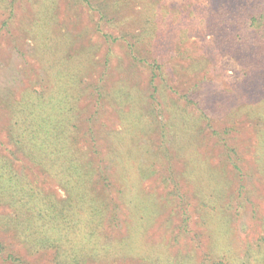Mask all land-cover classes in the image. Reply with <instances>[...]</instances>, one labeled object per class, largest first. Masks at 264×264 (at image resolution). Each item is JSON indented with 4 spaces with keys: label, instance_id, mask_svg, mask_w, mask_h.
Masks as SVG:
<instances>
[{
    "label": "trees",
    "instance_id": "1",
    "mask_svg": "<svg viewBox=\"0 0 264 264\" xmlns=\"http://www.w3.org/2000/svg\"><path fill=\"white\" fill-rule=\"evenodd\" d=\"M12 26L44 75L0 96V264H238L226 234L243 201L264 208L260 179L232 188L264 177V0H0ZM223 55L241 79L202 106ZM249 250L240 264H264Z\"/></svg>",
    "mask_w": 264,
    "mask_h": 264
},
{
    "label": "rangeland",
    "instance_id": "2",
    "mask_svg": "<svg viewBox=\"0 0 264 264\" xmlns=\"http://www.w3.org/2000/svg\"><path fill=\"white\" fill-rule=\"evenodd\" d=\"M162 1L166 3H174V0ZM176 1L180 3L187 0ZM61 5L63 6L64 3H61ZM66 10L67 8H65V11ZM128 10L129 9H127V11ZM18 16L20 17V14ZM207 43L210 44L208 38L193 37L189 41L188 45L192 52L200 53L203 52V48L207 45ZM211 59L212 60L208 62L207 66V78L203 82L199 91H197V93L199 94L201 105L207 107H210V104L214 101L217 89H224L228 86H235L241 79V74L239 72L240 66L236 60H231L224 55ZM35 61V57L33 56V42L29 36L24 34L23 31L19 30L18 26H12V28L10 29L1 28L0 96H4L8 93L9 90L21 86L27 80L28 76L36 75L37 77L35 79L40 80L41 77H39V75L43 76L44 72L42 68H40L36 64ZM185 80L186 77L181 78V81L185 82ZM169 97L173 99V101L175 98L177 99L176 95H174L173 92L169 93ZM193 106V103H190V107L192 108ZM209 114L211 115V117H214V115L218 116V118L212 120L214 124L218 123V119H221V115L218 112L213 111ZM2 128L3 127H0V142L6 141V138H4V133L1 131ZM243 133L237 134L240 139L243 137ZM202 145L205 147V144L203 142ZM155 167V165H149L140 170L145 188L147 191L156 190L157 188L159 193H162L164 196H166L168 201H172L174 205V177L172 178L164 171L161 172L159 169L158 171H155ZM19 168H21V163H19ZM24 171L29 173L28 176H33L30 174L31 171L28 168L24 169ZM160 174L164 175L161 176ZM255 174L253 173V176L244 177L242 180H240V182L238 178L234 179V186L232 187L234 192L238 187L237 185L241 183L245 184L247 188H249L251 186L252 179H260L262 181L261 183L264 184V177L259 178V175ZM162 178H164V182L166 184L162 182ZM170 181H173V183H171ZM154 186H156L155 189L152 188ZM247 191L248 190H246V193ZM168 192L172 194H167ZM58 193L61 194V191H58ZM243 202L245 204L243 205L242 209H239V215L235 218V223L232 224L231 229H229V232L226 234L228 242L230 243V254L232 256L234 255L233 257L238 260V264H240L241 259L245 261L246 258H248L247 256L250 253L249 248L251 247H253L254 249L253 252L251 250V256L253 255L257 257L258 261H262V258H264V242L262 239H259L262 236L260 226L264 225V208L258 210L257 214H259V216H257V218L251 219L250 203H247V201ZM262 202L264 201L261 196V204H263ZM167 206H165V209L162 210L165 213L162 215H166L167 213H169V208ZM161 230V228L152 229L149 239H159L162 236ZM189 236H191V234L186 235V238L184 237L183 240L184 243L188 244V247L195 244L194 241L187 240ZM204 248L205 251L208 249H206V245L204 246Z\"/></svg>",
    "mask_w": 264,
    "mask_h": 264
}]
</instances>
